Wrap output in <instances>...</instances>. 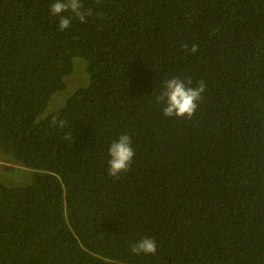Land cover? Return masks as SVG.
Wrapping results in <instances>:
<instances>
[{"label":"trees","instance_id":"1","mask_svg":"<svg viewBox=\"0 0 264 264\" xmlns=\"http://www.w3.org/2000/svg\"><path fill=\"white\" fill-rule=\"evenodd\" d=\"M53 3L0 0V264H264V0H83L64 31ZM77 59L87 84L45 115ZM172 77L206 84L191 120L155 103Z\"/></svg>","mask_w":264,"mask_h":264},{"label":"clouds","instance_id":"2","mask_svg":"<svg viewBox=\"0 0 264 264\" xmlns=\"http://www.w3.org/2000/svg\"><path fill=\"white\" fill-rule=\"evenodd\" d=\"M100 5L102 0H95ZM50 12L57 16L58 29L64 31L70 26L73 18L81 23H87V19L93 17L91 7L85 8L83 0H55L51 4ZM70 13L71 15H65ZM97 19H104L102 13H95ZM185 54L197 53L199 46L195 43L182 44ZM206 90L204 81H197L193 86L191 78L172 77L162 79L159 83V94L155 96V103L162 105L161 111L165 118L191 120L202 100ZM67 121L59 113L52 115L50 125L63 129ZM66 139L68 137H65ZM136 152L133 147V140L129 133L122 132L116 139L112 140L107 147L106 163L107 174L114 180H119L124 173L131 170ZM157 244L155 239L145 236L130 245V253L135 256L155 255Z\"/></svg>","mask_w":264,"mask_h":264},{"label":"rangeland","instance_id":"3","mask_svg":"<svg viewBox=\"0 0 264 264\" xmlns=\"http://www.w3.org/2000/svg\"><path fill=\"white\" fill-rule=\"evenodd\" d=\"M66 89L53 95L49 105L45 111V115L64 106L66 98L78 87L85 86L88 82V78L85 71V64L83 61L77 59L75 61V67L73 73L65 79ZM5 162L0 161V171L10 172L12 167ZM1 173V172H0ZM1 175V174H0ZM1 177V176H0ZM12 178L13 176L10 175ZM11 178H7L10 181Z\"/></svg>","mask_w":264,"mask_h":264}]
</instances>
